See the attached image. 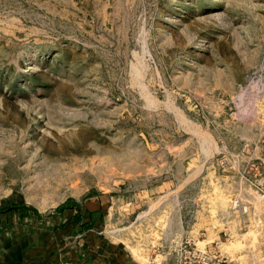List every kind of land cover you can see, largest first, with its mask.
<instances>
[{"label": "rangeland", "instance_id": "rangeland-1", "mask_svg": "<svg viewBox=\"0 0 264 264\" xmlns=\"http://www.w3.org/2000/svg\"><path fill=\"white\" fill-rule=\"evenodd\" d=\"M20 196L39 213L0 231L96 201L136 242L209 198L264 248V0H0V206Z\"/></svg>", "mask_w": 264, "mask_h": 264}, {"label": "crops", "instance_id": "crops-1", "mask_svg": "<svg viewBox=\"0 0 264 264\" xmlns=\"http://www.w3.org/2000/svg\"><path fill=\"white\" fill-rule=\"evenodd\" d=\"M204 204L210 211L211 199ZM98 209H101L99 202L81 203L55 215L50 226L0 231V264H175L176 257L168 254L167 249L171 250L174 243L186 238H191L201 249L221 251L233 264H264V248L260 242L244 237L235 219L225 220L217 214L205 213V209L195 218L185 210L180 215L150 216L141 224L152 220L147 230H151L153 237L142 236L136 242L129 238H110L98 231ZM247 222H251L249 218ZM135 224L136 220L129 228ZM156 246L164 249L155 259L161 261L154 263L151 251Z\"/></svg>", "mask_w": 264, "mask_h": 264}, {"label": "built area", "instance_id": "built-area-1", "mask_svg": "<svg viewBox=\"0 0 264 264\" xmlns=\"http://www.w3.org/2000/svg\"><path fill=\"white\" fill-rule=\"evenodd\" d=\"M234 207H241L238 200L235 201ZM244 211H246V207H244ZM167 252L176 257L175 264H233L226 254L221 251L201 249L191 238L174 243L171 250L169 249Z\"/></svg>", "mask_w": 264, "mask_h": 264}, {"label": "trees", "instance_id": "trees-1", "mask_svg": "<svg viewBox=\"0 0 264 264\" xmlns=\"http://www.w3.org/2000/svg\"><path fill=\"white\" fill-rule=\"evenodd\" d=\"M81 205V202L77 200H67L59 207L60 211H64L68 208L72 207H78ZM13 211L15 213H18L19 215L23 217H27L31 215V213L38 214V210L32 206L26 203L23 197L20 196V198H17V200L13 199L12 197L3 200L0 206V215L5 212ZM93 214V212H91ZM87 226V225H86Z\"/></svg>", "mask_w": 264, "mask_h": 264}]
</instances>
